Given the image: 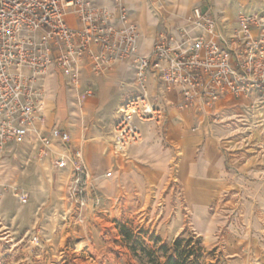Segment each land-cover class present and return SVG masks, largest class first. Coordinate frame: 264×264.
<instances>
[{
    "label": "rangeland",
    "instance_id": "obj_1",
    "mask_svg": "<svg viewBox=\"0 0 264 264\" xmlns=\"http://www.w3.org/2000/svg\"><path fill=\"white\" fill-rule=\"evenodd\" d=\"M51 75L62 80L45 85L46 120L56 115L58 95L66 97L63 109L77 95L59 71ZM127 87L124 96L132 93ZM83 101L75 99L70 113L78 119L70 127L71 149L83 146L88 170L81 185L73 184L70 167L55 166L60 143L49 150L30 138L0 158L7 189L0 196V264H153L144 251L177 237L200 239L202 264H264V102L208 118L215 129L207 139L226 162L221 188L214 176L184 171L185 157L197 163L199 150L188 154L170 136L160 142L153 134L112 156L114 118H85ZM15 185L25 200L14 195Z\"/></svg>",
    "mask_w": 264,
    "mask_h": 264
},
{
    "label": "built area",
    "instance_id": "obj_2",
    "mask_svg": "<svg viewBox=\"0 0 264 264\" xmlns=\"http://www.w3.org/2000/svg\"><path fill=\"white\" fill-rule=\"evenodd\" d=\"M110 1L111 7L95 0H0V158L30 138L49 150L60 143L64 150L55 154V166L70 167L74 185L85 181L82 146L72 150L66 129L47 127L43 109L45 78L52 70L77 90V102L93 95L89 84L79 90L85 61L94 74L115 61L133 70L134 93L118 108L112 128L115 154L141 138L136 122L159 123L165 116L148 91L151 72L178 91L180 111L212 107L226 96L264 102V6L240 12L224 43L217 40L222 37L217 19L194 6L182 25L160 30L143 53L138 27L122 0ZM70 14L78 26L68 23ZM11 189L25 200L23 189ZM5 190L0 184V196Z\"/></svg>",
    "mask_w": 264,
    "mask_h": 264
},
{
    "label": "crops",
    "instance_id": "obj_3",
    "mask_svg": "<svg viewBox=\"0 0 264 264\" xmlns=\"http://www.w3.org/2000/svg\"><path fill=\"white\" fill-rule=\"evenodd\" d=\"M95 2L109 7L112 6L110 0H95ZM122 2L129 12L130 19L138 27L139 49L143 53L150 50L160 30L165 27L173 28L182 25L185 16L194 6H199L203 12L217 19L218 29L222 35L221 38L217 37L220 43L229 41L231 33L237 27L236 18L240 12L255 11L264 6V0H122ZM67 21L73 26H78L77 19L72 14L68 15ZM125 73H129L128 79ZM58 79L62 80L52 75L47 76L45 78L46 87L47 85H54ZM133 79V70L124 61L113 62L100 74L92 73L88 61H85L82 66V86L89 84L96 91L83 101L85 118L93 122L95 119H106L107 123L114 118L112 121L114 124L118 108L126 97L134 93ZM128 85L133 86L132 93L124 96L126 89L129 88ZM148 91L150 96L155 98L164 110L165 116L159 123L154 121L136 122L141 131V138L137 142L129 144L127 148L139 143L142 139L147 142L153 134L160 142H166V139L170 136L171 142L187 149L188 154H192L193 149L199 150L200 156L197 163L192 156L185 157L183 160L184 171H197L204 177L214 176V179L219 182V186L222 188L225 182L227 183L224 178L226 162L223 151L218 147L217 142L214 139H207L212 138L207 135L212 134L213 129H215L214 125L208 123V118L214 120L215 114L217 118L230 109V111L235 112L239 105L249 103V100L226 96L216 101L212 107L200 106L180 111L175 107L176 102L180 99L178 91L167 89L153 72L148 76ZM65 98L64 95H58L59 107L56 115L52 117V120H46L45 117V123L47 127L57 124L66 129L71 136L70 127L72 122L74 120L77 124L78 120L76 115H70V113L76 112L73 104L76 94L73 96L72 93L69 96L68 109H63ZM113 124L108 148L112 156L118 157L120 154H115L111 150ZM85 128L87 129V125ZM175 132L179 133V138L173 137Z\"/></svg>",
    "mask_w": 264,
    "mask_h": 264
},
{
    "label": "trees",
    "instance_id": "obj_4",
    "mask_svg": "<svg viewBox=\"0 0 264 264\" xmlns=\"http://www.w3.org/2000/svg\"><path fill=\"white\" fill-rule=\"evenodd\" d=\"M125 227H122V232ZM127 238L132 237V233H125ZM156 243L159 238L156 237ZM135 242V241H134ZM131 249L136 253L135 247L131 245ZM147 254L149 261L153 264H202V247L198 237L182 238L177 237L173 239L170 244H161L151 251H144ZM159 256L162 258L159 261Z\"/></svg>",
    "mask_w": 264,
    "mask_h": 264
}]
</instances>
